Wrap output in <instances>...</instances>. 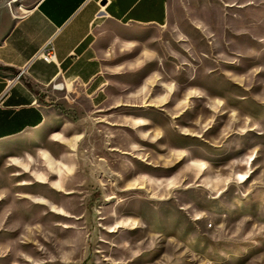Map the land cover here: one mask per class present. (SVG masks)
Returning a JSON list of instances; mask_svg holds the SVG:
<instances>
[{
    "label": "rangeland",
    "instance_id": "374dc122",
    "mask_svg": "<svg viewBox=\"0 0 264 264\" xmlns=\"http://www.w3.org/2000/svg\"><path fill=\"white\" fill-rule=\"evenodd\" d=\"M99 33L103 106L52 85L61 123L0 142V228L23 225L0 235L11 261L33 264L38 198L77 216L82 264H264V0H170L164 26Z\"/></svg>",
    "mask_w": 264,
    "mask_h": 264
},
{
    "label": "crops",
    "instance_id": "0c3cea01",
    "mask_svg": "<svg viewBox=\"0 0 264 264\" xmlns=\"http://www.w3.org/2000/svg\"><path fill=\"white\" fill-rule=\"evenodd\" d=\"M25 1L0 0V142L28 137L61 123L65 114L58 105L62 100L50 89L55 82H64L63 88L75 84L97 109L103 106L107 96L105 70L112 53L101 41L104 36L99 27L104 22L150 27L164 26L169 19L170 0H38L23 9ZM51 38L56 60L48 62L40 51ZM61 185L65 186L63 181ZM35 202L48 210L34 216L35 243L38 236L39 243L34 245L33 264H82L90 253L88 240L81 233L75 242L73 234H67L71 231L67 221L77 216L62 205L56 206L71 217L55 213L51 202L38 198ZM48 221L54 224L48 226ZM20 222L12 227L3 225L0 235L20 231ZM117 223L108 232L120 231L123 224ZM138 229L131 227L129 233ZM5 247L0 243V264L31 262L22 254L17 262L11 261ZM114 250H119L116 244ZM136 262L130 258L125 264ZM113 264H122L121 258L114 255Z\"/></svg>",
    "mask_w": 264,
    "mask_h": 264
},
{
    "label": "built area",
    "instance_id": "2783aa9c",
    "mask_svg": "<svg viewBox=\"0 0 264 264\" xmlns=\"http://www.w3.org/2000/svg\"><path fill=\"white\" fill-rule=\"evenodd\" d=\"M52 38L50 40H48V42L45 44V46L43 47V49L40 51V56L45 60V61H48V62H51V61H55L56 60V52H55V48L53 46V43H52ZM23 71H21L22 73ZM56 85H65L64 82H55L53 84V87L56 88ZM59 89V88H57Z\"/></svg>",
    "mask_w": 264,
    "mask_h": 264
},
{
    "label": "bare ground",
    "instance_id": "6f19581e",
    "mask_svg": "<svg viewBox=\"0 0 264 264\" xmlns=\"http://www.w3.org/2000/svg\"><path fill=\"white\" fill-rule=\"evenodd\" d=\"M63 87H64V85L63 86L62 85H56V88H59V89H61Z\"/></svg>",
    "mask_w": 264,
    "mask_h": 264
}]
</instances>
